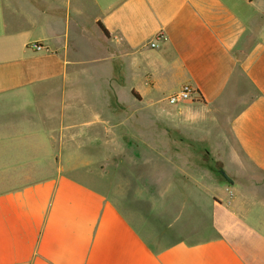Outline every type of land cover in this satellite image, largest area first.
<instances>
[{
    "label": "crops",
    "instance_id": "obj_1",
    "mask_svg": "<svg viewBox=\"0 0 264 264\" xmlns=\"http://www.w3.org/2000/svg\"><path fill=\"white\" fill-rule=\"evenodd\" d=\"M72 66L96 74L95 119L66 98ZM183 86L187 154L166 162L211 196L194 226L168 206L124 211L52 164L92 128L122 127L109 100L153 106ZM195 144L230 183L188 173ZM0 264H264V0H0Z\"/></svg>",
    "mask_w": 264,
    "mask_h": 264
},
{
    "label": "rangeland",
    "instance_id": "obj_2",
    "mask_svg": "<svg viewBox=\"0 0 264 264\" xmlns=\"http://www.w3.org/2000/svg\"><path fill=\"white\" fill-rule=\"evenodd\" d=\"M73 36L71 33L70 37ZM132 64L133 62H130L131 68ZM83 71L84 69L78 66L67 68L65 92L67 100L72 101L73 108L77 105L76 110L80 108L78 105L86 102L88 108L82 116L90 120L99 115L93 105L95 100L90 99L86 93L87 90H93L89 84L93 86L92 78L95 79L96 74L87 79L82 75ZM137 81V78H129L127 82L137 84ZM160 90L156 93L158 99L169 95L164 90V84ZM112 101V118L122 116V127L107 131L106 139L103 138V133L94 127L91 134L98 137L97 140L88 141L81 138L70 141L69 143L74 142V146H67L64 137L62 142L65 146L59 149L61 159L57 155L56 162L53 163L52 160V164L58 163L76 177H86L91 185L102 190L121 209L127 204H136L141 214L150 216L157 212L160 206H168L172 222L178 221V226H183L188 221L189 227L194 226L199 220L192 209L205 204L211 196L195 192L196 186L199 187L197 182L202 181L201 179L189 178L185 173H180V166H177L179 164L174 163L171 167L166 162H180L181 157L171 156L169 152L172 150L176 151V154H187V148L183 147L187 138L179 131L185 125V119L179 112L177 103L170 104L168 98L167 103H156L153 106L148 102L132 101L126 97L109 100ZM188 149L192 151L194 159L188 164V173L192 176L196 173L209 175V187H212L213 182H226L220 174L218 162L205 155L196 144ZM196 150L199 155L202 154L198 162L195 161ZM53 159L55 160V157ZM154 219L155 222L159 221L157 217Z\"/></svg>",
    "mask_w": 264,
    "mask_h": 264
},
{
    "label": "built area",
    "instance_id": "obj_3",
    "mask_svg": "<svg viewBox=\"0 0 264 264\" xmlns=\"http://www.w3.org/2000/svg\"><path fill=\"white\" fill-rule=\"evenodd\" d=\"M149 46L151 48L155 47L153 43H150ZM193 95L194 94L189 86H183L177 94H174L168 97V102L170 104H176L178 102L191 99Z\"/></svg>",
    "mask_w": 264,
    "mask_h": 264
},
{
    "label": "water",
    "instance_id": "obj_4",
    "mask_svg": "<svg viewBox=\"0 0 264 264\" xmlns=\"http://www.w3.org/2000/svg\"><path fill=\"white\" fill-rule=\"evenodd\" d=\"M220 174H221V176L224 178V180H225L226 182H229V183H230L229 178L227 177V175H226L223 171H220Z\"/></svg>",
    "mask_w": 264,
    "mask_h": 264
},
{
    "label": "trees",
    "instance_id": "obj_5",
    "mask_svg": "<svg viewBox=\"0 0 264 264\" xmlns=\"http://www.w3.org/2000/svg\"><path fill=\"white\" fill-rule=\"evenodd\" d=\"M98 25H99L100 29L103 31V33H104L105 35H107V31L105 30V28H104L100 23H99ZM132 93H133V95H135L134 92H132Z\"/></svg>",
    "mask_w": 264,
    "mask_h": 264
}]
</instances>
